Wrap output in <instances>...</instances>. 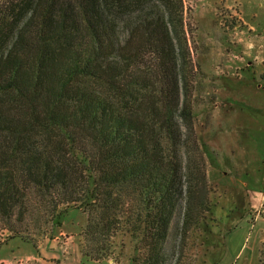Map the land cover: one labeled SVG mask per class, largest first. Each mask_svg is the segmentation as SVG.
I'll return each instance as SVG.
<instances>
[{
    "label": "trees",
    "instance_id": "trees-1",
    "mask_svg": "<svg viewBox=\"0 0 264 264\" xmlns=\"http://www.w3.org/2000/svg\"><path fill=\"white\" fill-rule=\"evenodd\" d=\"M154 1L0 0V219L10 238L31 193L52 211L65 206L57 226L69 208L86 215L85 259L105 260L125 235L133 264H162L178 208L182 238L208 212L205 170L182 160L187 146L203 154L183 2L157 0L162 11Z\"/></svg>",
    "mask_w": 264,
    "mask_h": 264
},
{
    "label": "rangeland",
    "instance_id": "rangeland-1",
    "mask_svg": "<svg viewBox=\"0 0 264 264\" xmlns=\"http://www.w3.org/2000/svg\"><path fill=\"white\" fill-rule=\"evenodd\" d=\"M182 2L183 30L194 69L190 79L194 131L203 153L199 157L187 146L182 148V160L186 165L190 158L193 169L204 168L208 212L182 238L183 213L178 208L169 227L162 264H224L233 253L230 250L225 257V238L238 243L250 233L248 248L259 253L260 264H264V81H254L251 75L247 85L246 80L240 81L243 69L239 61H244L241 42L247 33L237 5L229 10L222 1ZM153 3L164 11L159 1ZM258 5L264 26V0H257ZM207 6L212 7L213 16L200 15L199 10ZM217 54L226 57L229 64L235 63L234 68L212 63ZM208 70L215 73L208 74ZM222 76L226 79L219 80ZM226 107L231 116H238L228 124L216 125L215 114L223 113ZM186 142L190 144L188 138ZM200 190L201 186L195 191ZM26 207L24 221L13 222L19 236L10 238L14 234L0 219V264H133L136 243L128 236L117 235L111 240L110 255L92 262L82 256L91 246L83 235L85 214L69 208L62 216V225L57 226L54 215L65 206L52 211L53 204L42 203L36 194L29 193ZM257 217L249 228L246 222L251 224ZM258 239L262 243L257 244ZM139 253L138 257L143 254L141 247Z\"/></svg>",
    "mask_w": 264,
    "mask_h": 264
},
{
    "label": "crops",
    "instance_id": "crops-1",
    "mask_svg": "<svg viewBox=\"0 0 264 264\" xmlns=\"http://www.w3.org/2000/svg\"><path fill=\"white\" fill-rule=\"evenodd\" d=\"M213 1V0H208ZM214 1H222L223 6L225 9L232 10L233 5L238 6L239 15L243 25L245 26L246 37L241 42L243 48V55L244 61H239L241 64L240 69L242 70V74L240 76V81L245 82L246 85L248 83V78L250 79V75L254 81H264V68L262 64L264 63V26L261 25V21L259 20V8L260 5L257 6V0H214ZM200 15H210L213 16L214 12L212 7H205L199 10ZM257 21H259L257 23ZM212 63L220 64L222 68H234V64H229L226 57H222V55L217 54L216 57L211 58ZM262 67H261V66ZM232 71V70H231ZM208 74H214L213 70H208ZM223 78H219V80L226 79L224 76ZM216 78V77H215ZM219 91V90H218ZM223 91H227L225 88ZM232 112V111H231ZM225 108L224 112L217 111L215 114L214 120L216 125L220 123H230L233 121L234 117L238 115L231 116ZM261 202L264 203V194L262 195ZM257 217L254 219V222L249 224L247 221V225L252 228L254 224H256ZM243 226L244 224H240ZM247 227V226H246ZM251 233L248 236H242L241 240L237 243L234 239L232 241H228V238H225V255L228 254V251H232L231 257L228 261H224V264H260L261 258L259 257V253H257L253 248H248V245L251 240ZM233 236V235H232ZM262 243V239L257 240V244ZM234 244V246H233ZM235 247V248H234ZM227 257V255L225 256ZM34 258V257H33ZM55 258V257H53ZM54 260V259H52ZM79 260V258H78ZM56 261V259H55ZM58 264V261L55 262Z\"/></svg>",
    "mask_w": 264,
    "mask_h": 264
}]
</instances>
